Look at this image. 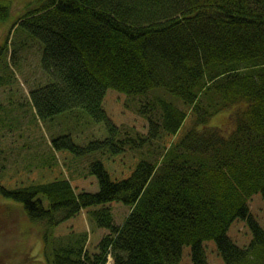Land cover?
Returning <instances> with one entry per match:
<instances>
[{
	"label": "trees",
	"instance_id": "obj_1",
	"mask_svg": "<svg viewBox=\"0 0 264 264\" xmlns=\"http://www.w3.org/2000/svg\"><path fill=\"white\" fill-rule=\"evenodd\" d=\"M22 2L10 30L22 27L39 40L47 75L29 91L33 118L47 122L77 112L79 120L83 115L104 129L84 144L70 132L50 142L73 157L91 155L88 170L98 191L76 192L65 176L16 188L0 184V195L14 203L0 215L15 212L24 225H39L37 264H106L109 258L111 264H209L206 240L214 241L223 264H264V227L249 208L256 193L264 202V0ZM10 12V0H0V20ZM108 90L132 101L146 98L138 111L147 134L112 121L103 102ZM229 108L235 124L223 136L208 123ZM126 151L134 166L112 177L100 157ZM53 157L40 167H50ZM113 203L129 208L120 225ZM90 207H98L93 225L108 231L95 246L87 233L76 239L57 233L66 218ZM236 220L250 231L243 246L228 235ZM21 237L18 262L10 249L0 252V264L35 259L26 251L29 237Z\"/></svg>",
	"mask_w": 264,
	"mask_h": 264
},
{
	"label": "rangeland",
	"instance_id": "obj_2",
	"mask_svg": "<svg viewBox=\"0 0 264 264\" xmlns=\"http://www.w3.org/2000/svg\"><path fill=\"white\" fill-rule=\"evenodd\" d=\"M10 3V14L7 18L0 20V48L5 46V36L9 33L8 46L9 49H13L10 50L11 58L10 53H7L4 48L0 51V78L7 80V84L0 80V184L16 188L30 182H47L55 177L65 176L76 192L98 191L97 179L88 170L92 161L91 155L73 157L67 152L55 151L50 142L52 136L70 132L79 140V143L84 144L89 139L102 137L104 129L99 124L86 121L83 115L79 120L77 112L70 114L69 118L65 115H55L52 119L46 120L47 122H40L33 118L34 113L29 106V91L47 81V75L40 65L41 43L22 27H18L15 32L10 30L23 2L10 0ZM103 102L106 113L116 125L120 126V129L147 134L149 129L147 119L138 111L140 106L146 103L143 95L135 97L132 101L117 91L108 90ZM148 104L152 106L151 103ZM187 119H191V116ZM51 124L53 126L49 129ZM189 124L190 120L184 122V126ZM208 124L219 128L222 135L227 136L235 124V108L225 109L213 115ZM166 140L171 142L169 139ZM155 141L162 140L155 139ZM51 154L54 157L50 158L52 162L50 167L41 165V168L40 162L47 160ZM129 155L130 152L126 151L121 156L114 155L108 159L106 157H100V159L112 177H123L130 173L135 163L132 158L134 162L131 164L128 160ZM156 157L157 155L148 158L153 161ZM11 204L14 203L0 195V210L8 208ZM122 205V203L110 204L116 225L122 224L129 213V208ZM97 208L82 209L76 215L66 218L58 227L57 233L65 237L68 234L72 239L87 233L93 243L89 242V244L95 246L108 232L104 228L93 225L94 222L90 220L93 217V211ZM249 208L252 216L264 227V202L260 193L254 194L249 199ZM18 215L15 212L0 215V252L5 254L11 249L14 257L10 260L13 261L12 263L18 262L15 256L22 252L17 249L15 243L21 244V235L28 236V241L25 242L28 247L26 251H29L33 258L35 257L30 264L40 263L41 260L37 261V258L43 246L42 242L34 237L37 233L35 229L39 225H31V221L24 225ZM26 230L28 234L24 235ZM228 235L239 246L247 244L251 237L247 225L242 220L232 223ZM204 244L208 263L223 264L214 241L206 240ZM187 252V248H184L183 257L187 256Z\"/></svg>",
	"mask_w": 264,
	"mask_h": 264
},
{
	"label": "bare ground",
	"instance_id": "obj_3",
	"mask_svg": "<svg viewBox=\"0 0 264 264\" xmlns=\"http://www.w3.org/2000/svg\"><path fill=\"white\" fill-rule=\"evenodd\" d=\"M4 49L6 50V52L8 53H10V50L11 49H9V46H8V41L7 40H5V46H4ZM10 57H12V54L10 53ZM34 119L35 120H37V121H43L37 114L34 116ZM180 133V131H178L175 135H174V137H176L178 134Z\"/></svg>",
	"mask_w": 264,
	"mask_h": 264
}]
</instances>
